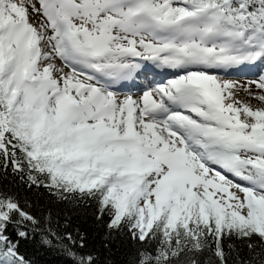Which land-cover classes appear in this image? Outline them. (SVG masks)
<instances>
[{
  "label": "snow or ice",
  "instance_id": "1",
  "mask_svg": "<svg viewBox=\"0 0 264 264\" xmlns=\"http://www.w3.org/2000/svg\"><path fill=\"white\" fill-rule=\"evenodd\" d=\"M0 264H264V0H0Z\"/></svg>",
  "mask_w": 264,
  "mask_h": 264
}]
</instances>
